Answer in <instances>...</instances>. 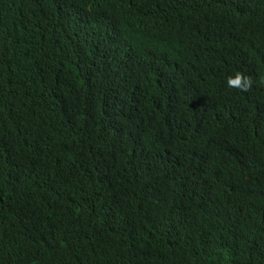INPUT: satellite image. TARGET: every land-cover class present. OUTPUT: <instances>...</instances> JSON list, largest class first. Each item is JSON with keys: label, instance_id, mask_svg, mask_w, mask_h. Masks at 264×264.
<instances>
[{"label": "trees", "instance_id": "1", "mask_svg": "<svg viewBox=\"0 0 264 264\" xmlns=\"http://www.w3.org/2000/svg\"><path fill=\"white\" fill-rule=\"evenodd\" d=\"M261 79L264 0H0V264H264Z\"/></svg>", "mask_w": 264, "mask_h": 264}, {"label": "clouds", "instance_id": "2", "mask_svg": "<svg viewBox=\"0 0 264 264\" xmlns=\"http://www.w3.org/2000/svg\"><path fill=\"white\" fill-rule=\"evenodd\" d=\"M226 83L229 88L249 91L252 88L253 80L250 76H245L242 72H236L234 76L227 77ZM260 83L264 84V79H261Z\"/></svg>", "mask_w": 264, "mask_h": 264}]
</instances>
